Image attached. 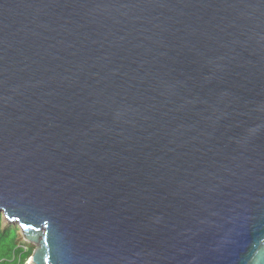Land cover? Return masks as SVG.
<instances>
[{"label": "water", "instance_id": "water-1", "mask_svg": "<svg viewBox=\"0 0 264 264\" xmlns=\"http://www.w3.org/2000/svg\"><path fill=\"white\" fill-rule=\"evenodd\" d=\"M0 213L28 264H264V0H0Z\"/></svg>", "mask_w": 264, "mask_h": 264}, {"label": "trees", "instance_id": "trees-1", "mask_svg": "<svg viewBox=\"0 0 264 264\" xmlns=\"http://www.w3.org/2000/svg\"><path fill=\"white\" fill-rule=\"evenodd\" d=\"M21 245H28V251ZM34 249V244L25 239L21 228L5 220L0 213V264H28Z\"/></svg>", "mask_w": 264, "mask_h": 264}, {"label": "built area", "instance_id": "built-area-1", "mask_svg": "<svg viewBox=\"0 0 264 264\" xmlns=\"http://www.w3.org/2000/svg\"><path fill=\"white\" fill-rule=\"evenodd\" d=\"M21 246L23 247V249H24L25 251H28V249H29V248H28V245H21ZM29 260H30V259H29ZM29 260H28V261H29Z\"/></svg>", "mask_w": 264, "mask_h": 264}, {"label": "rangeland", "instance_id": "rangeland-1", "mask_svg": "<svg viewBox=\"0 0 264 264\" xmlns=\"http://www.w3.org/2000/svg\"><path fill=\"white\" fill-rule=\"evenodd\" d=\"M4 215V214H3ZM4 218H5V215H4ZM6 220V219H5ZM22 232V231H21Z\"/></svg>", "mask_w": 264, "mask_h": 264}]
</instances>
